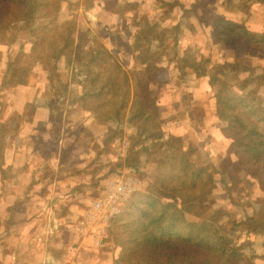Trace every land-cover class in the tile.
Returning <instances> with one entry per match:
<instances>
[{"label":"crops","instance_id":"obj_1","mask_svg":"<svg viewBox=\"0 0 264 264\" xmlns=\"http://www.w3.org/2000/svg\"><path fill=\"white\" fill-rule=\"evenodd\" d=\"M112 1L114 0H100L97 3L95 2L91 8L87 10L82 9L83 15L85 14L87 18L83 23L89 29L93 38L103 43L107 50H110V48L116 50V46L114 45L117 43V38L120 36L123 39V43L131 44L135 36L141 33V35H143L145 32L140 44L145 45L151 53H155V61L152 65H155L158 70H156L158 77L157 82L152 85V88L156 99L158 117L162 125V139H167L173 134L179 136L183 141H187L189 133H209L212 127L219 123L217 105L211 100L209 92L210 86L207 81V76L211 74V71L206 70V75H202L199 71L197 75L193 70L187 69L186 67L183 68V73H181V68L179 70L178 67H172V61L173 64H176L178 60L184 58L182 55L184 50L183 43L184 45L187 43L185 46L188 50L187 54L194 51H199L200 54L205 52L208 54L210 51V60L211 62L213 60L212 63L216 60L217 63L224 64L227 62L232 64V61L236 57L244 54L243 56L248 57L249 60H253L258 64V68H255L252 74L257 73V75H260L264 71V52L258 51L248 45H242V41L237 42L240 44L239 46L236 45L237 43L231 46V44H227L226 41L216 40L210 33L215 19L222 16L237 22L245 23L252 36H259L264 31V0H244L240 7V0H227V3H224L222 7L218 6L219 0H207L206 3L198 2L196 4H192V0H174L173 3H169V6L165 4V0H157V2L156 0H141V3L139 2L140 4H137L135 10L137 13L135 15H137V17L132 15V5L127 7L129 1L117 0L119 5H116V7H114V4H111ZM138 1L139 0L136 2L138 3ZM249 3L252 4L248 6ZM190 4L195 6V9L198 10V15L201 19L199 22L196 21L194 17L188 16ZM126 7L127 9H125ZM80 9L81 8H79V10ZM127 12L129 14H127ZM204 12H207L208 16L210 15V19H204ZM61 18L63 19H60L59 22L60 24H64L67 18ZM91 27H95V32L98 34H96ZM169 32L177 33V39L170 38ZM114 34L116 38L112 40ZM165 36L168 38L167 41H165ZM93 38L90 37L89 42L92 41ZM169 43L173 45L176 44V51L170 52L169 47L166 46L170 45ZM30 44L31 42H28L25 46H21L25 52L22 61L24 65L29 66L30 69L25 71L26 73L23 80L17 86L16 90L19 94L18 100L8 102L7 106L10 110L8 111V118L4 120V125L7 129L8 126L10 128V118L13 117V114L18 119H15L17 124L15 128L12 129L14 130L13 134L11 132L10 134L12 136L11 138H14L15 141L20 143V148L19 146L16 147V143H11L10 147L0 150V168H4L5 174H10L12 182H15V180L19 182L20 198L15 197L11 201V204L17 203L20 213L25 215L21 220L22 225L18 236H13L12 239L10 231L9 237L11 239L10 247L14 245L15 249H17V247L19 248V258H15L14 260L11 259L9 263L5 264H105V260L109 258L108 254L113 253V256H115L117 252V247L108 240L109 238H106L108 237L107 230H105L107 229L106 222L108 219L118 214V212L104 211V208L96 210L94 202L96 199L106 195V183L112 182V180L122 179V173L140 172L143 167L141 164L136 166L140 168L139 171L136 167H128L124 164L129 152L132 150L136 151L138 147L125 137L126 132H122V136L116 138L115 136L110 137L113 139L112 143H114V146L118 147L115 148V150L111 148L113 150L112 153L110 155H104V160H100L101 155L103 156L101 153L98 155H91L90 153L92 152L89 148L91 144L94 143L95 140H101L103 135L109 133V131L111 133L119 124L116 119L111 120V118H108L103 120L96 115L97 112H92L93 106L96 107L98 104H101L100 101L93 106L90 103L93 97L96 98L97 96H89L85 102L79 101L77 97L68 100L70 95L67 91H72L70 88L71 86H69L70 83L73 82L72 80H74L72 76H74L78 82L79 88L82 89V87L85 86L86 91L90 93H93V88L96 87L97 80H94L91 85L89 83L90 81L86 80L87 76L85 73L75 71L72 66L68 68L63 66L60 67L58 62H56L54 67L45 70L44 73L41 71L42 67L37 69L32 68L31 65H29L30 63L28 64V62L24 61L27 57L31 59L30 62L35 61L29 54V51L26 50L27 46ZM205 45L209 46V50L205 48ZM216 49L218 52L215 51ZM136 51V48L132 50H119L117 48L113 59L119 60L118 62L124 70L129 69L136 72L146 66L145 64L137 62V60L132 61L135 59ZM200 54L192 56L191 58L199 61L201 59ZM10 57L11 54L9 55V58ZM50 58L55 57L51 56ZM160 60L163 62L160 63ZM254 64L256 63L252 64L255 67ZM3 65V60L0 57V72ZM36 65H39V63H35L32 66ZM170 69L171 72L172 69H174L172 73L170 72L171 76L168 77L169 74H166V77L160 78L161 72H169ZM234 69H236L234 66L231 69H227L229 75L233 79L230 81L232 87H235L234 83L245 80L243 87L240 89L241 93L246 95L250 93L251 87L256 90L255 85H258L257 94L264 97V95H262L264 84L260 82L263 80L264 76L254 78L253 75H251L249 77V75H247L248 72L237 71L234 73ZM176 71L177 73H175ZM32 73L35 76V82L32 84L33 86L28 85V79L30 75H33ZM61 75L69 76L67 78L69 80L64 81L66 84L64 93L68 95V98L63 101L59 94L55 92L57 82L59 84L63 82L61 80ZM87 75L91 76V74ZM129 80V82H131L130 77ZM173 81H175L176 84H174ZM75 85L74 87L77 88V85ZM8 90L12 96L15 95L14 93L16 92H12L9 88L2 94ZM189 91L191 92V100L187 96ZM179 92L182 94L186 92L184 95H186V100H188L186 102L191 103L189 106L184 104V97H180ZM24 97L26 98L24 99ZM197 106L202 107V117L198 119V122L200 121L202 122L201 124L205 125V127L201 128H199V126L198 129L197 127L195 128L196 116L194 113ZM205 106H207L208 111L207 109L205 110ZM17 107H20L18 111ZM213 108H215L216 111H214ZM62 109L64 115L61 117L60 111H62ZM189 109H192L191 112ZM61 119L66 129L74 122L80 124L78 131L81 130V133L77 135L75 132L64 136L63 133L59 132V123ZM121 122L128 131H136L134 126H130L129 128L126 127L125 118L124 120L122 119ZM87 123H93L94 125L95 123L101 124V128L104 130L100 131V133L89 132L86 128ZM111 126H114V128L112 127L111 129ZM105 128L109 131H106ZM209 134L212 138H215L214 141H219L221 139L217 132L212 131ZM69 138H71V141L74 140V147L71 145L66 147V142ZM140 139L142 148L145 144L143 141L145 140L143 137ZM42 140L43 143L41 144ZM61 140H65V142L61 143ZM206 141L207 142L204 143L205 149L210 140ZM45 143H48V145H43ZM71 143L73 144V142ZM59 144L62 145L59 146ZM63 145H65L64 149L61 148ZM50 146L51 150L49 149ZM109 146L111 147L112 145ZM85 150L90 152L85 159L88 157L91 159L87 161L82 160L81 162L78 161V163L75 164V156L78 155L76 151L84 152ZM108 156H110L109 159H107ZM93 158L96 164L102 167L106 165L107 162V164H109L112 160H116L115 163H121L119 168H115L116 172L106 181L103 191L101 190V192L96 193L93 199L87 198L84 195L86 192H92V186L89 182L88 184L79 183L78 185H68V183H66V187H64V184L62 186L58 184L59 182L57 181H59V178L68 172L71 166L83 169L86 164L91 163ZM62 163H64V166L61 165ZM27 177L28 179L30 177L35 178L33 179V181H35L33 185L30 183L25 186L26 183L24 182L28 180ZM69 179L72 180L71 178ZM30 187L35 188L36 195H34V197L32 196L29 200L27 198L30 196L28 195L30 192L25 188ZM86 189L88 190L86 191ZM43 193L46 194L43 195ZM77 198L78 202L83 205L82 209L78 212H74L75 215L71 211L66 212L65 214L67 215H63L66 221H62V228L60 229L57 228L55 224H52L53 219H62V217H56L48 205L73 204L76 202ZM120 202L121 201H117L115 203V208ZM34 206L38 207V210L30 211ZM48 208L50 210H48ZM34 221L38 226L36 225L35 228L25 227L29 226V222ZM45 223L47 224L46 228ZM6 235L8 239V234ZM45 235L47 239L51 236L49 243H47ZM261 249L264 252V245H261ZM115 250L116 252L114 254ZM261 259L264 258L260 256L258 261ZM118 260L120 261V259ZM121 263L120 261V264Z\"/></svg>","mask_w":264,"mask_h":264},{"label":"trees","instance_id":"obj_2","mask_svg":"<svg viewBox=\"0 0 264 264\" xmlns=\"http://www.w3.org/2000/svg\"><path fill=\"white\" fill-rule=\"evenodd\" d=\"M99 1L0 0V42L10 45L8 48H11L19 38L18 31L25 30L32 40L29 54L37 62H41L44 57L50 58L51 56L58 60L63 56L62 52L68 50L71 58L81 61L82 68L77 70L74 61H69L71 59L66 60L64 67L72 66L75 71L85 73L86 80L92 85L94 80L102 76V67H114L117 70L118 66L112 58L109 59L102 55V48L105 49V45L94 39L89 29L79 19L80 6L83 10H87ZM126 1L132 5V15L137 17L135 10L141 0L138 3L137 0ZM173 1L165 0V4L169 6V3ZM206 1L192 0V4L206 3ZM240 1L239 7L244 0ZM192 4L188 8L189 15H187L199 22L201 20L199 12ZM250 4L252 3L248 6ZM61 17L67 18L64 24L59 22L63 19ZM210 33L216 40L226 41L231 46L242 41V45H248L264 52V31L259 36H252L245 23L219 16L215 19ZM42 34H48L50 38L46 44H44ZM141 34L135 36L131 43L132 48L128 49L136 48L137 57L141 60L137 62L146 65L143 69L133 73V78L130 77L133 80L134 106L128 108L129 91L121 90L128 83L127 74L118 70L110 77L112 78L111 85L106 80L101 88L100 84L94 87L93 93L86 91L85 86L79 93H76L77 99L85 102L89 96L100 97L99 95L103 94L102 88L108 86L107 99L116 100V96H119L118 103L114 104L113 100L105 103L100 101V105L92 107V112H97L96 115H98L102 109L106 108L105 115L101 116L104 118L108 116L111 120L116 119L118 123L120 122L118 117L124 115L126 127L134 126L136 138L143 137L145 140L142 147L144 151L142 169L145 177L151 178L148 183L150 188L148 192L135 193L128 201L121 204L120 211L110 219V225L105 229L108 233L106 238H109L108 240L117 247L119 259L123 264H251L246 253L241 252L242 247L236 246L232 238L225 233H220L219 227L212 220H185L183 210L194 203L204 202L207 198L208 200L211 198L210 193L214 183L224 182V170L231 169L229 166H231L230 160L232 162L233 157L236 160V164L232 162L234 163L233 168L255 177L261 191L264 192V97L254 98L250 94L244 95L237 87L231 89L232 77L222 68L223 63L211 62L210 51L208 54H200L199 61L193 60V63H198L199 68L193 71L197 75L199 71L202 75H206V70L211 71V74L207 76V81L210 86L211 100L217 105L219 117V123L212 127L211 132L216 131L222 140L227 141L222 154L225 168H215L209 163L210 170L190 155L194 147L184 143L179 136L172 134L167 139H162V125L152 88L158 78L157 68L152 65L155 61V53H151L145 45L140 44L145 32ZM74 36L76 39L72 45ZM90 37L93 39L89 42ZM120 37L117 38L116 44L119 50H124L122 40H118ZM169 37L177 39L178 36L177 33L169 32ZM164 38L165 41L168 40L166 36ZM169 44L166 46L169 47L170 52L176 51V44ZM86 48L88 50L85 54L83 50ZM205 48L209 50V46L205 45ZM93 51L95 53H92ZM24 54V49L19 47L10 58L6 57L5 70L0 73V98L8 88L16 92L25 71L30 69L22 61ZM243 55L232 61L234 68L236 67L238 72H248L249 77L251 75L254 78L264 76V71L260 75L252 74L254 69L258 68V64ZM98 59L101 62L98 61L100 63L95 64ZM180 62L181 60H178V64L176 62L179 70ZM253 63H256L255 67ZM183 72L184 69H181V73ZM118 75L124 77H118ZM260 82L264 84V78ZM183 96L184 104L189 106L191 103L186 102L188 101L185 98L186 95ZM206 109L208 111L207 106H205ZM191 110L189 109L190 112ZM138 121L145 125L144 129L137 123ZM146 125L151 128L149 132L146 131ZM115 129L119 132L118 127ZM76 133L78 135L81 130ZM72 142L74 145V140ZM203 151L208 159V151L206 149ZM125 160L126 166L134 167L127 159ZM120 166L121 163H114L105 173L99 174L95 180L96 183L91 185L92 192L96 194L103 191L106 181L116 172L115 168ZM136 168L140 170L139 167ZM85 170L86 166L83 169L76 167L75 172L83 174ZM226 185L230 186L225 183L224 186ZM208 205L205 203L204 207ZM258 221H261L260 225L256 223ZM254 224L261 226L259 228L264 230L262 227L264 217L255 219L249 224L254 226L255 232L259 233V228H255ZM243 245L250 244L244 243Z\"/></svg>","mask_w":264,"mask_h":264},{"label":"rangeland","instance_id":"obj_3","mask_svg":"<svg viewBox=\"0 0 264 264\" xmlns=\"http://www.w3.org/2000/svg\"><path fill=\"white\" fill-rule=\"evenodd\" d=\"M145 1H147V0H145ZM145 1H144V3H145ZM226 1L227 0H219L218 6L222 7L224 5V3H227ZM228 1H230V0H228ZM111 4H114V7H116V5H119L117 0L112 1ZM208 5H211V4H208ZM129 6H131V5L127 4V7H129ZM127 7L125 9H127ZM80 8L81 9L78 10V14L80 15L79 19L82 22H84L87 18L85 16V14L83 15V11H81L82 10L81 6H80ZM127 14H129V13L127 12ZM203 16H204L205 20L210 19V17H209L210 15L208 16L207 12H204ZM91 28L95 32V27H91ZM192 30H193V28H192ZM96 34H98V33H96ZM18 35H19L18 40L14 44H12L11 48H8V47H10V45H4L5 43L0 42V44H1L0 45V57L2 58L3 63H4L3 68H1V72L5 70V57H9V55L10 54L12 55L15 52V50H17L19 47L22 48L21 46H23V45L25 46L26 44H28V42L29 43L31 42V38L25 30H19ZM42 35H43L42 38H43L44 44H46L47 40H49L50 38L48 37V34H42ZM75 35H76V33H75ZM115 38H116V36L114 34L112 37V40H115ZM73 39H74V42L72 45H74L76 37L74 36ZM118 40L123 41V39L121 37ZM186 44L187 43H185V45H184V43H183V49L185 51L183 50V54H182L185 60H181L179 65H180V68L182 70H183V68L186 67L187 69L195 71V70H197V68H199L198 63L197 62L193 63L194 58H191V57L195 56V55L197 56L200 53H199V51L198 52L194 51V52H189L187 54L188 50L185 47ZM122 45H123L124 50H128V49L132 48L131 44L123 43ZM114 46H116L115 49L117 50V48H118L117 44H115ZM30 47H31V44L29 46H27L26 50L29 51ZM87 50H88V48H86V50H83V51H85V54H86ZM116 50H114L112 48H110V50H107L106 48L105 49L102 48V51H103L102 55L104 57L106 56L109 59L112 58V60H114L113 56L116 53ZM215 51L218 52L217 49ZM92 53H95V51H93ZM125 53H127V52H125ZM203 54H207V53L205 52ZM209 54L211 55V52ZM62 55L63 56L61 58H59L58 60L55 58L44 57V59L41 62H37V61L30 62L31 59H29L27 57V58H25L24 61L28 62V64L30 63L29 65H31L32 68L37 69V68L42 67L41 68L42 73H44L45 70H48V68L54 67L56 65V62H58L60 64V67H62V66L64 67L66 60H69V59H71V60H69L70 62L74 61V65H75L77 70L82 68L81 67L82 66L81 61H79V59H73V57L71 58V54L69 53L68 50H64L62 52ZM24 56H25V54H24ZM137 56L138 55L135 53V57H137ZM134 60H138L141 62V60L138 59V57H137V59H133L132 61H134ZM98 61H100V60L99 59L96 60L95 64ZM114 61L117 62V64H118L117 70L119 72L122 71L123 74L124 73L127 74L128 83L121 90L122 91H124V90L129 91L128 93H129L130 97L127 101V105H128V108L130 106L132 107L135 105V98L133 97V94H132L133 80L131 79V82H129L130 81L129 77L132 76V78H133V73H135V71H131L129 69L124 70L122 68V66L120 65V63L118 62L119 60H114ZM100 62H98V63H100ZM159 62L161 63L163 61L160 60ZM212 62H213V60H212ZM214 62H217V61L215 60ZM35 63H37V64L39 63V65L32 66ZM177 64H178V61H177ZM177 64H173V61H172V67L177 68V66H178ZM232 67H233V65L229 64L227 62H225L223 64V68L226 71H227V69H231ZM98 68H100V67H98ZM98 68H97V70H99ZM117 70L114 67H112V68L102 67V69H101L102 76L99 77L98 79H96L97 80L96 86H99V84H100V88H101L103 86V84L106 82V80H108L109 83L110 82L112 83V78H110V77L112 76V73L117 71ZM173 70L174 69H172V72H173ZM198 71H199V69H198ZM170 72H171V69L169 70V72L168 71L161 72L160 78L166 77V74H169L168 77L171 76ZM233 72L234 73L237 72V69H234ZM175 73H177V71ZM42 76H44V75H42ZM121 76H123V75H120V76L118 75V77H121ZM68 77L69 76H66V75L62 76L61 75V80L63 82H61L60 84L57 82V88L55 87V92L59 94L62 101L65 100L66 98H68L67 97L68 95L64 93L65 89H66V84L64 83V81L69 80V79H67ZM73 78H74V80H72L73 82H71L69 85V86H71L70 88L72 91H70V90L67 91V93L69 92V95H70L68 100L73 99V97L74 98L77 97V96H75V93H79L81 91V88H79V84L76 81L74 76H72V79ZM34 80H35L34 74L32 76L30 75V78L28 79V82H29L28 85L33 86L32 84L35 82ZM231 80H233V79L231 78ZM244 81L245 80H243V81L241 80L240 82H236V83H234V86L237 87L238 89H241L244 85ZM111 83L109 85H111ZM173 83L176 84L175 81H173ZM75 84L77 85V88L74 87ZM255 86H256V90H255V88H252V87H251V89L248 88V89H250V93H248V94H250V96H252L254 98L263 97L260 94H257L258 85H255ZM232 88L233 87L231 86V89ZM102 91H103V94L99 95L100 96V97H98L99 99L97 97L96 98L93 97L92 101L90 102L92 104V106L94 104L98 103L99 101H104V103H105L106 101L113 100L114 104L118 103V100L120 99L119 96H116L117 101L114 98H111L109 100L107 99V97L109 95L108 86L102 88ZM189 92H188L187 96L191 100L192 99L191 98V92L190 93ZM14 94L15 95L12 96V94H10L9 90L6 91L4 94H1V98H0V150H3L7 147H10L11 143H13V144L16 143V145H17L16 147L19 146V148H20V143L15 141L14 138H11L12 136L10 134V132L13 134L14 130H12V129L15 128V126L17 124L16 120H18V119L13 114V117H11V118L9 117L11 120L10 128L8 126L6 129V127L4 125V120H6L8 118V114H9L8 111L10 110L7 106L8 102L18 100V97H19V94L17 91ZM184 94H186V92L183 94L179 92V96L182 98L184 97L183 96ZM262 95H264V91L262 92ZM25 98L26 97H24V99ZM256 100H254V102ZM175 101H176V99H175ZM214 103H215V101H214ZM212 104H213V102H212ZM19 109H20V107L19 108L17 107V111ZM213 109H214V111H216L215 108H213ZM60 112H61L60 115L62 117V115H64L63 109ZM105 112H106V108L102 109L100 111V113L98 114V116L102 119H108L109 118L108 116H107V118H104L103 116H101V115H105ZM194 113L196 116L195 117V120H196L195 121V123H196L195 128L197 127V129H198L199 126H200L199 128L205 127L204 124H201L202 122H200V121L198 122V119H200L202 117V107L197 106L194 110ZM123 117H124V115L123 116L120 115V117H118L120 119V122L122 119L124 120ZM120 122L118 123L119 124V126H118L119 132H116L115 129H113V131L110 133V131L107 128H105L106 131H109V133L105 132L107 134L103 135L101 140L100 139L95 140L94 143L91 144V146L89 148L91 149L90 151L92 153H90L87 150H85L84 152L76 151V153L78 155L75 156V164H77L78 161L81 162L82 160L87 161V160L91 159L89 157L85 159V157H87V155L89 153L91 155H96V154L98 155L101 153V154H103V156L101 155L100 160H104V158H105L104 155L105 156H106V154L110 155L113 151L112 149L115 150V148L118 147V146H114V143H112L113 139H111L110 137L115 136V138H116L118 136H122L123 135L122 132L123 133L126 132V136L125 135L124 136L127 137L128 140L131 141V143H135L138 147L136 151L132 150L131 152H129V154L127 156V160L134 167L139 166L140 164L142 165L144 162V157H142L144 151L141 148V141L142 140L140 139L141 140L140 141L139 139L136 138V131L135 130L128 131L126 128H124L123 123L122 122L120 123ZM137 123L140 124V121H138ZM79 125L80 124H77L76 122H74L69 127H67V129H66L65 125L62 124V119H61V122L59 123V128H60L59 132L63 133L64 136L73 134L75 132H78ZM140 125H141L142 129H144L145 125L142 123ZM146 126H147L146 131L149 132V130L151 128L148 125H146ZM112 127L114 128V126H111V129H112ZM86 128L89 132H94V133H100V131L104 130L103 128H101V124L99 125L98 123H95V125L93 123H91V124L87 123ZM214 132H216V131H214ZM199 136H201V137H199ZM71 138H69V140H67V142H66L67 146L66 147H69L70 145L73 147L75 146L71 143L72 142ZM187 138H188L187 141L184 140V143L192 145L194 147L190 155L193 158L197 159L198 163H202L203 165L207 166L210 170H211V167H209V163H211L212 166L215 168H219V167H222L223 169L225 168V166H223L224 157L222 154H223L225 145L227 143L226 140L224 141L222 139H220V140L217 139L219 141H214L215 138H212V136H210L209 133H203V132H201V134L191 132V133H189ZM201 139H203V140H201ZM206 140H210L209 143H207V145H206V151H208V153L206 152L208 159L206 158V155L204 156V151H203L204 150L203 149L204 143L207 142ZM60 142L64 143L65 140H61ZM42 143H43V140L41 141V144ZM201 144H202V146H201ZM43 145H48V143H45ZM60 145H62V144H59V146ZM65 145L61 146V148L64 149ZM109 145H112V146L110 147ZM49 149L51 150V146L49 147ZM48 158H49V155H48ZM109 158H110V156L107 157V159H109ZM115 162H116V160H112V161H110L109 164L106 163V165H104L102 167L101 165L96 164V161L93 158L91 163H88L85 165L86 170L84 171L83 174H81V172L80 173L75 172L76 167L71 166V168H69V171L66 172L63 176H61V178H59V181H57V182H59L58 184L61 186L64 184V187H66V183H68V185H73V184L78 185L79 183L88 184V182H89L91 185H94L96 183L95 177L99 174L105 173L107 170H109L111 168L110 166L114 165ZM232 162H235V164H236V160L234 157L232 159ZM232 162L230 160L231 166H229V167L231 169L224 170V175H223L224 182L220 183L217 181L216 183H214V187L210 193L211 198H209V200L207 198V200L204 202L199 201L197 203H194L189 208L184 209L183 210V218L185 220L190 219L193 221L205 220V219L206 220L207 219L212 220L219 227L220 233H225L228 237L232 238V241L236 246L242 247L240 249L241 252L246 253V256L249 257L251 260V264H264V259H261L260 261H258L260 256H262L264 258V252L261 249V245H264V230L259 228L261 226L257 225V224L260 225L261 221H258V222H256L257 224H254V225H256L255 228H259V233L255 232L256 229H254L253 225L252 226L249 225L250 222L252 223L253 220L260 219L261 217H264V192L261 191L258 180L255 177L250 176L248 173H246L244 171H236L233 168L234 163H232ZM1 163H3V162H1ZM61 165L64 166V163H62ZM4 171H5L4 168H0V264L9 263L11 259L14 260L15 258L16 259L19 258V254H20V252H18L19 248L17 247V249H15L14 245H13V247H10L11 239L9 237H10V231L12 234V239H13V236L14 237L18 236L20 227L22 225L21 220L25 216V215H23V213H20L19 205H17V203L11 204V201L15 197L20 198L19 187H18L19 182L17 180H15V182L13 181L14 182L13 183L10 179V174L9 173L5 174ZM45 175H47V174H45ZM121 176L123 179L122 181H124L126 185H129L128 186L129 188L126 189L125 200L121 201L120 204L116 205L117 212L120 211L121 204L128 201L131 198V196L134 195L135 193H138L140 191H142V192L147 191L148 192V190L150 188V185H148V183L151 180L150 177H149L150 179H148V177H145L143 171H141V170H140V172H137V173H131V172L126 173V174L122 173ZM69 178H71L72 180H70ZM27 179H28V177H27ZM33 179H35V178L30 177L26 182H24V183H26L25 186H27V184H30V183L33 185L35 182V181H33ZM132 179L136 180V187H133L132 183L130 182V181H132ZM141 183H142V186H141ZM225 183L229 184L230 186L229 187H227V185L224 186ZM37 185H39V184H37ZM37 185H35V186H37ZM25 189L30 192V194H28L30 196L27 199L30 200L32 196L34 197V195H36L35 194V188L30 187V188H25ZM87 190L88 189H86V191ZM45 194L46 193H43V195H45ZM84 195L87 198L93 199L96 194H95V192H90V193L86 192V193H84ZM85 196H82V197H85ZM21 198H23V197H21ZM205 203L209 204L208 207H204ZM48 206L53 211V213L56 215V217H62V219H55V220L53 219V222H52V224H55V226L59 229L62 228V221L63 222L66 221L64 219L65 216H63L66 212L71 211L75 215L74 212L80 211L83 207V205L80 204V202H78V198L76 199V202L73 204H56V205L50 204ZM184 207H187V206H184ZM49 208H48V210H50ZM34 210H38V207L34 206V207H32V209H30V211H34ZM65 215H67V214H65ZM36 225L38 226V224H36L34 221V222H29V226H25V227H27V228H33L34 227L35 228ZM68 225H70V224H68ZM109 225H110V219L107 220L106 227H109ZM46 227H47V224L45 223V228ZM262 227L264 228V224ZM6 234H8V239H7ZM50 238H51V236H49L47 239V236L45 235V239H46L47 243H49ZM6 239H7V241H6ZM244 243H248L250 245L244 246L243 245ZM117 246H120V245H117ZM117 251H118V249H117ZM115 252H116V250L114 251V254H115ZM108 255H109V258L105 260V262H104L105 264H109V263L110 264H120V261L118 260L119 256H118L117 252H116L115 256H113V253L108 254ZM121 264H123V263H121Z\"/></svg>","mask_w":264,"mask_h":264},{"label":"built area","instance_id":"obj_4","mask_svg":"<svg viewBox=\"0 0 264 264\" xmlns=\"http://www.w3.org/2000/svg\"><path fill=\"white\" fill-rule=\"evenodd\" d=\"M123 179L112 180V182L106 183L105 191L106 195L102 198L96 199L94 202V207L96 210L103 209L108 212H117L115 208V203L117 201H124L126 198V189L129 185H126ZM127 180V179H126ZM133 187H136V180L132 179L130 181Z\"/></svg>","mask_w":264,"mask_h":264}]
</instances>
